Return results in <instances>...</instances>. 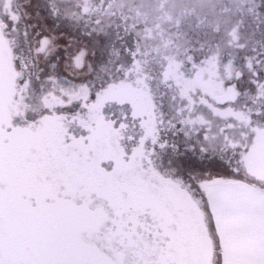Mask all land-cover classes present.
<instances>
[{"label": "snow or ice", "instance_id": "6c2138e0", "mask_svg": "<svg viewBox=\"0 0 264 264\" xmlns=\"http://www.w3.org/2000/svg\"><path fill=\"white\" fill-rule=\"evenodd\" d=\"M0 264H264V0H0Z\"/></svg>", "mask_w": 264, "mask_h": 264}, {"label": "flooded vegetation", "instance_id": "af4514ba", "mask_svg": "<svg viewBox=\"0 0 264 264\" xmlns=\"http://www.w3.org/2000/svg\"><path fill=\"white\" fill-rule=\"evenodd\" d=\"M37 2L42 3L43 0H33V3L34 4L37 3ZM41 16H44V17L47 16L46 12H44L42 9H41ZM42 23L44 24V27L47 30H49V31L52 32L53 35H56V36L59 37V41H58L59 42V45H60L59 52H60V55L61 56H64L65 55L63 49L67 45V42H68V40L70 38H72V39H79V43H81L82 45L83 44H88L89 45V54L91 56V51L93 49L91 48V43H90V41L88 39L78 38L77 34L74 33V32L72 33V35L70 37L68 35V31L66 29H64L63 27L59 28L58 30H54V29H56V26L53 24V21L50 18L43 20ZM60 67H61V71L63 72L62 62H61Z\"/></svg>", "mask_w": 264, "mask_h": 264}, {"label": "rangeland", "instance_id": "374dc122", "mask_svg": "<svg viewBox=\"0 0 264 264\" xmlns=\"http://www.w3.org/2000/svg\"><path fill=\"white\" fill-rule=\"evenodd\" d=\"M62 68H63V62H62Z\"/></svg>", "mask_w": 264, "mask_h": 264}]
</instances>
